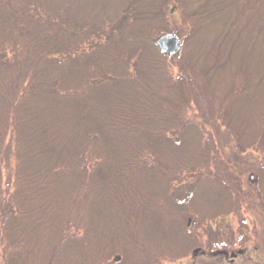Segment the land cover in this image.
<instances>
[{"label": "trees", "instance_id": "obj_1", "mask_svg": "<svg viewBox=\"0 0 264 264\" xmlns=\"http://www.w3.org/2000/svg\"><path fill=\"white\" fill-rule=\"evenodd\" d=\"M115 1L0 0V264L185 258L196 194L175 188L205 183L199 211L221 216V137L264 154V0Z\"/></svg>", "mask_w": 264, "mask_h": 264}, {"label": "rangeland", "instance_id": "obj_2", "mask_svg": "<svg viewBox=\"0 0 264 264\" xmlns=\"http://www.w3.org/2000/svg\"><path fill=\"white\" fill-rule=\"evenodd\" d=\"M112 1V5L114 3L115 5L117 4V1ZM182 20L181 14L176 12L163 22H165V26L168 28L183 27L184 22ZM177 38L182 46V41L185 39ZM182 48L184 52L190 51L186 45ZM204 112L209 116L212 115V113H209V108L207 107H204ZM221 138L225 139L224 141L220 139L222 146L232 147V150L224 151L225 155H227L225 160L230 163L226 173L230 184L225 185L226 190H224L229 197V202L219 211L225 213L221 216L204 217L203 211H199L198 205L203 195L208 196V189L205 183L195 182V177H192L185 184L178 185L175 191L181 198L189 195L188 193L191 190L196 194V198L195 196L193 198V205L195 207L187 210L186 219L192 220L190 228L196 230V241L199 249L191 251L185 258L170 262L164 260L161 264H264V215H261L262 212L257 207L249 206L250 204H248L249 202L246 198V196L248 198L250 196V189L248 188L255 186L257 163L262 162L264 164V154L254 151L241 153L237 151L236 146L231 141L228 142L226 140V137ZM238 176L240 180L239 184L233 186L232 183H235L234 180ZM185 201L188 202V200ZM198 219H204V221L199 223ZM148 241L164 244L162 240L159 238L155 239L151 235ZM138 244L146 246L140 241ZM166 245L168 244H164V246ZM166 258L168 257L163 256V259Z\"/></svg>", "mask_w": 264, "mask_h": 264}, {"label": "water", "instance_id": "obj_3", "mask_svg": "<svg viewBox=\"0 0 264 264\" xmlns=\"http://www.w3.org/2000/svg\"><path fill=\"white\" fill-rule=\"evenodd\" d=\"M156 47L159 53L174 56L180 51L181 45L175 35L167 33L156 40Z\"/></svg>", "mask_w": 264, "mask_h": 264}, {"label": "flooded vegetation", "instance_id": "obj_4", "mask_svg": "<svg viewBox=\"0 0 264 264\" xmlns=\"http://www.w3.org/2000/svg\"><path fill=\"white\" fill-rule=\"evenodd\" d=\"M223 254H225V252H223Z\"/></svg>", "mask_w": 264, "mask_h": 264}]
</instances>
